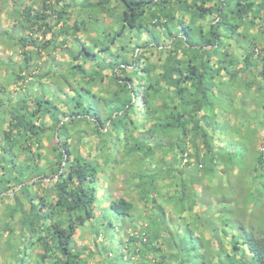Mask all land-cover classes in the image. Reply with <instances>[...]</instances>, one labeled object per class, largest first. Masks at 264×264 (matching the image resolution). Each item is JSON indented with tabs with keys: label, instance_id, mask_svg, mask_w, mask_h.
<instances>
[{
	"label": "trees",
	"instance_id": "1",
	"mask_svg": "<svg viewBox=\"0 0 264 264\" xmlns=\"http://www.w3.org/2000/svg\"><path fill=\"white\" fill-rule=\"evenodd\" d=\"M63 1L0 0V92L39 83L0 100V240L18 264H86V225L107 264H264V0Z\"/></svg>",
	"mask_w": 264,
	"mask_h": 264
},
{
	"label": "rangeland",
	"instance_id": "2",
	"mask_svg": "<svg viewBox=\"0 0 264 264\" xmlns=\"http://www.w3.org/2000/svg\"><path fill=\"white\" fill-rule=\"evenodd\" d=\"M66 0L63 1V3H65ZM10 5V4H9ZM78 10V8H75L74 11H72L71 9L67 10L66 12L67 13H71L69 14V17L71 19H73L76 14L75 12ZM0 20H1V25L2 26H5V27H10L12 25L11 23V20H9V18L6 16V13L4 11H2L0 13ZM263 26H261L262 28ZM58 27H56V30H57ZM260 27H257V28H254L253 31H250V33H259V32H256L255 30H259ZM83 35V34H82ZM84 36V35H83ZM49 37V36H47ZM83 41V39H82ZM85 41V40H84ZM87 43V42H85ZM256 50H255V53L259 54L258 52L261 50V44H259V42L256 43ZM255 57V56H254ZM9 58H12L11 54H10V51L9 50H2L1 49V46H0V62L2 60H7ZM14 58H16L17 60V63H18V56L15 55L13 56V61H14ZM63 58V57H62ZM262 62L260 61L259 62V67H258V70H261L262 69V66H261ZM89 65V64H87ZM9 71L8 70H5V69H2L0 68V83L2 81H4L6 79V75ZM23 80V79H21ZM258 81H262L260 77L257 78ZM106 79H103L102 80V85L106 84ZM7 82H9V86H7L8 90L6 89L5 93H1L0 92V100H2V98H6L7 95L9 94L12 95V99L15 98V95L19 92L20 90V93L18 94L19 97H18V100L19 99H22V97H25L26 95L28 96H32L34 95L36 92H37V84L39 85V83L37 82L36 85H32V86H28L27 85V82H26V85H24V88L23 87H19V86H22L23 83L22 82H17L16 83V87L15 86V80H13L12 78L9 79ZM8 84V83H7ZM19 89V90H17ZM95 90V89H94ZM9 91V92H8ZM138 100V99H137ZM246 110L247 112H251L254 110V106H252L250 103H247L246 105ZM260 116V112H257L255 113V115ZM233 116V115H232ZM230 116V117H232ZM0 119H1V114H0ZM238 119L240 120V118L238 116H236L234 118V116L230 119V125L234 126L236 124H238ZM251 119V117H248V120ZM260 120H263L262 118H260ZM257 143H256V146L258 147V149H261L263 148V144H264V130H258V133H257ZM218 141L215 140V143H217ZM81 150H86L87 151V148L85 147V145H83L81 147ZM138 160V159H136ZM125 169H139V167L136 166V163L133 161L132 164L130 163H126V165L124 166ZM119 174V172H118ZM99 187H103L105 186V183L103 180H100L99 182ZM195 191H196V194L200 193V189H198V187H195ZM102 192V191H101ZM120 193H121V190H120V184L115 182L114 185H113V190L111 192V196L113 197H118L120 196ZM101 196H102V193H99L98 194V198L99 200H101ZM105 206V203H101V207H104ZM140 206V204H139ZM196 207V206H195ZM201 209V206H197L196 209ZM223 226V225H221ZM143 227L142 226H135V232H139ZM92 230L89 226H85V228L83 230H78L77 233L73 236V242L76 246L77 249L81 250L82 251V258L86 261V264H107L108 262V259L107 261H105V253L106 252H102L101 250H103L102 248L104 247L103 245L101 244H105L107 243V240L103 239L102 236H99L97 238H94V235L92 234ZM208 231L209 230H202V229H198V232H201L200 234L203 236L204 239H207L209 237V234H208ZM183 234V233H182ZM7 238L9 239V237L7 236ZM120 238H123V242H126V240L128 239V237L125 235V236H122L121 235H114V241L112 242V245L115 246V244L117 243L118 239ZM7 244H10L9 241H7V239H1L0 240V264H18L19 262L17 261L18 258H17V250L18 248H15L13 247L12 249L10 247H8ZM14 244H16V242H12L11 245L14 246ZM18 244H20V242H18ZM124 248V247H123ZM126 248L125 247L123 249V252L126 251ZM21 249V248H20ZM116 250V249H114ZM30 249L29 248H26L25 252L26 253H29ZM107 254V253H106ZM28 255V254H27ZM110 256V255H108ZM146 257L150 260L151 259V255H146ZM109 258V257H108ZM28 259V258H27ZM132 260H136V261H132L133 264H138V261H137V256L134 257ZM132 262H130V264H132ZM24 264H29L28 262H25Z\"/></svg>",
	"mask_w": 264,
	"mask_h": 264
}]
</instances>
